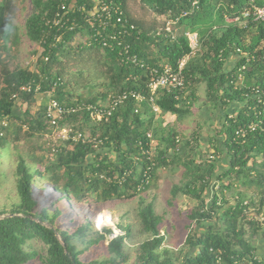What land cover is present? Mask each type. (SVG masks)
Segmentation results:
<instances>
[{
    "label": "trees",
    "instance_id": "16d2710c",
    "mask_svg": "<svg viewBox=\"0 0 264 264\" xmlns=\"http://www.w3.org/2000/svg\"><path fill=\"white\" fill-rule=\"evenodd\" d=\"M30 1L32 11L25 21V35L40 51L32 69L8 66L19 35L9 16L12 0L0 1V151L12 145L11 137L44 139L50 133L45 120L50 101L68 107L96 104L124 91L141 93L148 99V68L162 64L176 68L188 57L183 68L185 87L157 90L154 105L161 114L184 119L197 100L196 85L204 83L207 102L230 108L223 114L219 131L222 152L214 150L224 156L225 166L219 167L214 155L205 159L197 134L180 139L172 127L159 133L160 124L155 126V114L148 101L128 99L106 122L95 123L84 113L70 115L60 126L78 123L73 125L75 129L83 134L86 128L90 129L89 136L98 137L101 144L95 149L90 144L69 143L51 156L44 140L46 143L36 145L39 153L27 158L16 156L13 177L17 201L8 212H0V264H28L33 260L41 264H126L129 257L124 243L130 237L129 227L117 226L122 235L108 240L110 228L95 231L85 221L69 229L61 226L58 219L65 211L98 208L113 199L145 195L153 185L155 172L169 165L183 167V182L172 186V198L180 193L196 201L188 215L189 227L193 229L188 228L181 250L163 247L161 218L152 204L141 199L138 216L141 232L147 237L137 246L132 264H264V221L256 219L264 217V141L259 133L249 134L242 144L233 140L236 129L254 119L250 88L264 89V22L242 19L245 27L226 22V18L241 17L250 0H199L198 9L179 20L178 26L183 25L184 32L176 39L144 31L126 12V0H112L113 6L122 10L127 25L133 24L140 33L128 31L120 39L121 48L130 46L128 55L137 57L136 64L122 61L118 55L120 47L115 43L113 49L102 46V38L123 31L125 25L102 30L92 16L100 0ZM190 1L140 0L156 16L189 11ZM254 1L264 6V0ZM187 34L196 35L201 51L197 57L190 56ZM77 36H85L86 41L74 46ZM236 49L254 56V60L243 71L244 85L235 88L230 82L235 81L236 68L245 60H238L230 72L225 62ZM29 83L40 90H23ZM44 95L51 99L39 104L38 97ZM19 104L25 106L23 111ZM234 104L242 106L237 111ZM3 121L7 122L6 127L2 126ZM148 132L161 146L152 158L154 166L140 153L141 148L148 149ZM147 167L151 168L150 185L137 192ZM38 181L54 194L52 203H38L33 190ZM210 187L212 195L206 199ZM237 188L252 191L240 192ZM230 191L236 194L233 203L225 199ZM34 243L41 245V253L35 250ZM93 246L99 248L104 259L83 260Z\"/></svg>",
    "mask_w": 264,
    "mask_h": 264
},
{
    "label": "rangeland",
    "instance_id": "374dc122",
    "mask_svg": "<svg viewBox=\"0 0 264 264\" xmlns=\"http://www.w3.org/2000/svg\"><path fill=\"white\" fill-rule=\"evenodd\" d=\"M93 1L96 2L97 0ZM125 10L130 18H132L144 31L155 32L161 24L159 20H156V15L150 8L142 4L140 0H126ZM31 11L32 5L30 0H12V10L9 16L12 24L18 28L19 43L8 58V66L10 69L17 67H28L32 69L40 53L38 46L30 42L25 35V21L30 16ZM173 31L174 35L179 37L183 34L184 27H182V25L178 26L177 24L173 27ZM193 37L194 36L191 34V38ZM194 39L195 41L197 40L196 37ZM83 41H86L85 36H77L73 45L75 46L77 43ZM195 51L196 53L192 58L201 54L198 44ZM231 61L235 63L236 59L232 57ZM195 96L197 100L191 108L190 115L186 116L184 119L177 120L176 117L171 114L165 116V114H161L160 112V114L155 115V125L160 124L159 133L163 132L168 125L174 128L175 125H177L175 129L179 128V130H175V132L179 135L180 139L189 137L191 134H197L199 149L204 153L205 159L210 155H214V160H216L217 165L219 167H224V156L215 153L214 150L218 153L222 152V148L219 146L221 142L219 131L223 121V115L220 114V111L226 112L230 108L226 106L223 108L220 104L213 105L207 102L205 97V86L202 83L196 85ZM50 99L49 95L40 96L38 97V103L47 104ZM237 105L234 104L238 111L242 105ZM19 107H21L22 111L25 109L24 105L19 104ZM139 110H141V108H139ZM171 122H173V126H171ZM76 124L78 123L73 125L77 126ZM84 133L86 136H89L91 134L90 129L86 128ZM11 138L13 140H10L12 145H8L4 151H0V212H8L11 204L17 201L13 177L16 156L21 155L27 158L32 154L39 153L36 145L40 146L45 142L43 138L38 139L37 137H32L26 139L24 135L19 136L16 140H14L13 137ZM159 148H161V146L157 144L155 149H153V159ZM182 173L183 167L180 165L174 168L171 167V165L159 168L155 172L156 178L152 182L153 185H151L150 190L145 195L142 194L132 199H113L98 208L94 207L85 210L65 211L63 212V216L58 219V223L69 229H75L83 222L87 221L95 231L113 228V226L116 228L117 226L119 227V225L129 227L130 237L124 243V251L129 257V261L126 264H132L136 257L137 246L147 237L141 232L138 216L139 203L140 200L143 199L146 204L150 203L153 205L156 215L161 218L159 230L160 235L164 236L165 239L163 247L177 252L185 246L184 243L189 233L188 228L193 229V227H189L190 222L188 220V215L196 206V201L189 197L179 193L175 198H172L170 194L173 185H180L183 182ZM33 190L40 205H48L56 199L54 194H50L49 189L45 187L42 181L35 182ZM237 190L240 192L252 191L246 188H237ZM211 195L212 188L210 187L205 195L206 199H209ZM235 195L234 192H227L225 194V199L233 203L236 197ZM99 216L103 224L98 223ZM103 216L110 217L111 221L108 222ZM104 220L106 222H104ZM34 248L35 250L39 249L41 253V245L39 243H34ZM80 249H84V246H80ZM90 259H104V255L99 251L97 246L90 247V251L83 257V260L86 261ZM28 264L41 263L37 260H33Z\"/></svg>",
    "mask_w": 264,
    "mask_h": 264
},
{
    "label": "built area",
    "instance_id": "2783aa9c",
    "mask_svg": "<svg viewBox=\"0 0 264 264\" xmlns=\"http://www.w3.org/2000/svg\"><path fill=\"white\" fill-rule=\"evenodd\" d=\"M198 4L199 0H191L189 11L184 10L180 14L174 16H171L170 13L168 15H162L161 25L155 31V34L157 36L163 35L164 37L169 39H176L173 27L179 23L180 19L187 17L189 13L197 10ZM112 14L114 15V17ZM92 16L95 17V22L99 21L98 23L102 30H104L108 26H115L116 24L122 26L125 25L122 27L123 31L120 30L117 32H111L107 35V37L101 39L102 46L107 49H113V43L120 47V39L121 37L126 35L128 31H134L137 35H140L139 31H136V27L133 24L127 25L126 21L122 19V10L118 6H113L112 0H100L98 2V8L92 12ZM242 19H245V21L247 19H250L255 23H263L264 6H258L255 4L254 0H250L249 6L241 12V17L236 16L234 18H226V22L239 23L242 27H245L246 23L245 21H242ZM112 21L115 22L113 23ZM90 23L91 25H93L92 21H90ZM96 36H99V32H96ZM186 36L188 38L189 47L191 49L190 56L192 57L196 53L195 48L198 43H196L197 40L195 41L194 39L196 37L194 34H192V36H194L193 38H191V35L189 34H187ZM129 48V45H125L122 48L120 47V52L118 53V55L122 58V61L126 59L131 61L133 64H136L138 62V59L135 55H128L130 53ZM125 56L126 58H124ZM232 57H234L236 61L235 63L232 62L231 67L227 69V71H231L233 68H235L238 60H245L242 66L236 68L237 75L235 81L233 83L230 82L236 88L237 86L244 85L245 78L243 71L245 70L246 65L249 64L250 61L254 60V56L250 57L249 54L236 49L234 53L230 55V58L226 60V62L228 60H231ZM187 59L188 57L181 60L176 68H173L168 64H162L159 67L148 68L149 80L147 83V88L150 93L148 99H146L145 96H143L141 93H136L134 91H124L117 94H111L106 98L105 102H99L96 104L82 103L79 105L68 107L61 105L56 101H50L46 105L45 109V120L50 129V133L44 135V140L47 141V147L49 148L51 156H54L59 151V147H64L69 143L90 144L95 149H98L101 144V140L98 137L86 136V134H83L79 130L75 129L73 124H64L60 126V124L66 120L65 118L70 115L84 113L87 114L89 119L95 123L106 122L112 116L114 110L120 105L124 104V102L128 99H132L140 103H142L143 101H148L151 106V111L155 115L160 114L159 108L154 105L155 92L159 89H166L167 91L182 90L185 87L183 68ZM140 67L143 68L142 63ZM23 90L27 92H31L33 90L35 93H37L40 90V87L37 85L33 86L29 83L23 88ZM249 97H252L251 99L253 100V107L251 108V112H253L254 119L251 120L246 126L238 128L234 132L233 140H239L241 144L248 137V135L252 133H259L264 141V89L260 87L250 88ZM231 117L232 116L229 115L228 118ZM2 126L6 127L7 122L3 121ZM23 129L26 130V127L23 126ZM146 138L148 139V149L141 148V157L143 156L146 162L150 163L151 166H154L152 159L153 149H155V146L159 143L157 142V140L153 139L151 132L147 133ZM179 141L180 139L177 137L175 142L178 143ZM139 146L141 145L139 144ZM138 160V157L134 159L135 164H137ZM151 175V168L147 167L142 172L140 183L136 187L137 192L147 190L146 187H148L151 182ZM256 219L259 222L264 221L263 216H259ZM110 221L111 219L109 217L108 222ZM104 222L106 221L104 220ZM98 223L103 224L100 216L98 217ZM110 229L112 230V233L107 237L108 240H112L122 235L117 227L115 228L113 226V228Z\"/></svg>",
    "mask_w": 264,
    "mask_h": 264
},
{
    "label": "crops",
    "instance_id": "0c3cea01",
    "mask_svg": "<svg viewBox=\"0 0 264 264\" xmlns=\"http://www.w3.org/2000/svg\"><path fill=\"white\" fill-rule=\"evenodd\" d=\"M156 20H159L160 22H161V16H156ZM161 25V24H160ZM160 27V26H159ZM182 27H183V25H182ZM187 61V60H186ZM234 62V61H233ZM231 65H232V61L231 60H228L226 63H225V66H226V69H229L230 67H231ZM202 84H204V83H202ZM205 86V85H204ZM225 112L224 111H220V114L221 115H223ZM167 115H169V114H165V116H167ZM171 116V115H170ZM173 122H171V124H172ZM155 126H157V125H155ZM164 126V125H163ZM170 125H168L167 127H169ZM171 126H173V124L171 125ZM165 127V126H164ZM172 128H174V127H172ZM175 128H177V125H175ZM174 128V130H179V128L178 129H175Z\"/></svg>",
    "mask_w": 264,
    "mask_h": 264
},
{
    "label": "bare ground",
    "instance_id": "6f19581e",
    "mask_svg": "<svg viewBox=\"0 0 264 264\" xmlns=\"http://www.w3.org/2000/svg\"><path fill=\"white\" fill-rule=\"evenodd\" d=\"M104 218H105V220H107L108 221V217H105V216H103Z\"/></svg>",
    "mask_w": 264,
    "mask_h": 264
}]
</instances>
